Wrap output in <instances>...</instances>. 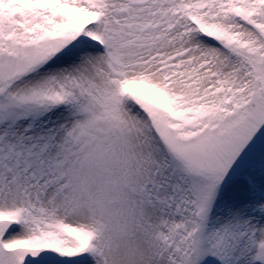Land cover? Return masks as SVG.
Returning a JSON list of instances; mask_svg holds the SVG:
<instances>
[{"label": "snow or ice", "instance_id": "6c2138e0", "mask_svg": "<svg viewBox=\"0 0 264 264\" xmlns=\"http://www.w3.org/2000/svg\"><path fill=\"white\" fill-rule=\"evenodd\" d=\"M0 264H264V0H0Z\"/></svg>", "mask_w": 264, "mask_h": 264}]
</instances>
